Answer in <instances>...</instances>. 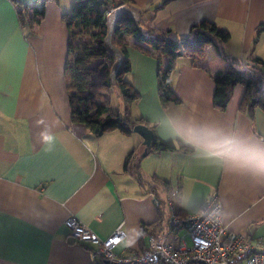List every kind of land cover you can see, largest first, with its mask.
<instances>
[{
    "label": "crops",
    "instance_id": "1",
    "mask_svg": "<svg viewBox=\"0 0 264 264\" xmlns=\"http://www.w3.org/2000/svg\"><path fill=\"white\" fill-rule=\"evenodd\" d=\"M23 1L0 0V264L98 261L95 246L71 237L64 224L71 214L101 238L122 224L126 237L115 248L120 255L148 247L151 236L177 243L179 230L169 225L171 214H194L213 193L222 204L226 229L248 236L264 250V182L217 160L226 134L264 141V107L256 104L252 115L240 110L245 88L237 84L226 108L216 109L210 78L212 72L229 69L264 72L253 62L264 61V0L129 4L140 12L143 32L169 31L172 46L182 51L169 75L180 99L174 102L164 97L158 76L170 60L171 45L155 47L151 39L115 35L129 61L124 86L146 102L136 106L134 118L154 127L161 139L179 138L194 146L191 152L147 150L138 133L115 120L100 136L72 123L69 97L74 92L67 88L69 34L63 16L74 0ZM43 3L36 22L32 6ZM199 23H214L227 39L187 41ZM157 180L168 182L179 210ZM158 220L162 225L139 239L140 225Z\"/></svg>",
    "mask_w": 264,
    "mask_h": 264
},
{
    "label": "trees",
    "instance_id": "2",
    "mask_svg": "<svg viewBox=\"0 0 264 264\" xmlns=\"http://www.w3.org/2000/svg\"><path fill=\"white\" fill-rule=\"evenodd\" d=\"M166 1V0H164ZM112 0H74L70 12L63 16V21L68 29V57L66 61V67L73 71L74 77H78L80 83L70 82L67 83L68 90H73L74 93L69 97V107L71 112L72 123L81 124L85 128L94 134L100 136L108 127L112 121L118 122V124L131 131L133 127L138 123H143L139 118H133L131 116V100L137 97L136 92L131 88L125 87V81L121 78L118 79V90L128 103H125V112L122 115L115 116L110 105L103 99V93L101 91H93L88 87V82L85 78V68L89 63L91 46L88 43L79 44L75 40L88 36L93 39L94 43L100 48L103 47V38L106 34L105 25V11L110 9L114 4ZM132 3V0H118V4ZM43 4L33 5L31 19L38 22L43 15ZM121 27V28H120ZM119 34L133 35L137 39H151L155 47H160L165 44H169V57L168 63L160 67L158 76L160 77L161 90L164 93L166 100H172L174 102L180 101L178 96L173 92V89L169 85V75L172 70L174 60L182 55L181 50H177L173 44L172 38L169 36V31L148 32L146 34L142 31L139 22H134L132 19H126L118 26ZM153 33V34H151ZM228 34L220 30L214 23H199L193 25L187 41L196 40H221L225 41ZM114 41L117 46L125 53L126 50L123 44L117 40ZM90 46V47H89ZM106 53V52H105ZM127 56V55H126ZM91 58V57H90ZM254 63H260L261 68L264 69V61L261 58H254ZM112 63V57L106 53V61L102 64L101 71L108 77L109 69ZM69 64V65H68ZM129 69V61L126 59L124 71ZM210 78L214 83V90L212 96L213 106L218 110H224L233 92V88L237 84H241L245 88V92L242 100L240 101L238 108L252 115L253 108L256 104H261L264 107V72L260 74H247L241 70L229 69L227 71H215L210 73ZM94 82L102 84L106 87H110L108 78L96 79L92 74L90 76ZM68 82V81H67ZM154 135L151 144L147 147V150L152 151H173L181 150L183 152H191L194 150V146L186 144L181 139L176 140H164L158 137L155 133L154 127L152 128ZM132 153H129L125 161V169H128L131 160ZM158 184L162 185L168 194L169 199L174 203L176 210H179L178 201L172 196L169 190V184L163 180H157ZM160 220L153 224L142 223L139 230V239L143 240L144 236L148 235L155 227L161 226Z\"/></svg>",
    "mask_w": 264,
    "mask_h": 264
},
{
    "label": "built area",
    "instance_id": "3",
    "mask_svg": "<svg viewBox=\"0 0 264 264\" xmlns=\"http://www.w3.org/2000/svg\"><path fill=\"white\" fill-rule=\"evenodd\" d=\"M175 194L173 192L172 196ZM169 203L171 205L172 201ZM220 213H223L222 204L213 193L204 199L196 213L185 218L171 214L169 218V225L175 230L185 228L190 245L185 238L177 237L175 243L151 236L148 247L130 255L115 252L126 237L122 224L105 238L98 236L75 215L67 216L64 224L75 241L95 246L93 253L100 259L90 264H264V250L257 249L248 236L228 231Z\"/></svg>",
    "mask_w": 264,
    "mask_h": 264
},
{
    "label": "rangeland",
    "instance_id": "4",
    "mask_svg": "<svg viewBox=\"0 0 264 264\" xmlns=\"http://www.w3.org/2000/svg\"><path fill=\"white\" fill-rule=\"evenodd\" d=\"M33 1L34 0H24L22 3L23 4H27V5H32L34 3ZM40 1L47 2L48 0H40ZM125 4H128V3H125ZM115 6H117V4H114L110 8V10L112 8H114ZM141 20H142V18H140L139 21H141ZM25 29H26L27 32H29L30 31V26H26ZM119 31L120 30H118V32ZM87 34H88V36H84L83 38L81 37L78 40L76 39L75 42L78 41L79 44H82V45H83V43L84 44L88 43V45L91 46V49H90L91 50L90 51V57L91 58L89 57L90 61H89V63L87 64V66L85 68V75H84L86 80H87V82H88V87L91 88L93 91H96V92L101 90V92L103 93V96H104L103 99L110 105L112 113L115 116L122 115L125 112V103L127 104L128 100H126L124 95H122L120 93V91L118 90V86L117 87H113V86L106 87V86H104L102 84H99V83H96L92 79H90L91 74L96 79L100 78V79L104 80V79H107L108 77H107V75L105 73H103L101 71V69H103L102 68V64L105 63V61H103V60L106 58V53H105L106 51L104 49L100 48L99 46L97 47V45L94 43L93 39L89 37L90 33H87ZM99 67H100V70H99ZM126 72L127 71H125V73H123L122 76L120 77L123 81H127V79L130 78L129 77L130 75L127 74ZM134 74H136V73H134ZM67 81H68L67 83H70V82H75V83H78V84L80 83L79 78L78 77H74L73 71L70 70L69 67H68V78H67ZM118 85H119V81H118ZM122 85L124 86V84H122ZM70 91H72V90H70ZM145 103H146L145 101H140V96H137L134 100H131L130 110L133 113L131 115L133 118L138 113L136 106L140 105V106L143 107V106H145ZM163 208H164V217L167 218L168 215H169L168 206L164 205ZM164 223H166V220H165ZM174 235H178V237L181 238V239L185 238L187 244L190 245L189 237L188 236L185 237V235H186L185 228L179 229V231L176 232Z\"/></svg>",
    "mask_w": 264,
    "mask_h": 264
},
{
    "label": "water",
    "instance_id": "5",
    "mask_svg": "<svg viewBox=\"0 0 264 264\" xmlns=\"http://www.w3.org/2000/svg\"><path fill=\"white\" fill-rule=\"evenodd\" d=\"M140 18V12L125 3L118 4L105 16L106 34L103 38V47L106 53L112 57L108 81L113 87L118 86V79L124 73L126 63L125 53L114 41V37L119 30L118 26L121 22H124L125 19H132L134 22H138ZM132 130L142 137L143 144L146 147L151 144L154 132L148 125L138 123ZM146 151L144 153H146Z\"/></svg>",
    "mask_w": 264,
    "mask_h": 264
},
{
    "label": "clouds",
    "instance_id": "6",
    "mask_svg": "<svg viewBox=\"0 0 264 264\" xmlns=\"http://www.w3.org/2000/svg\"><path fill=\"white\" fill-rule=\"evenodd\" d=\"M221 157H217L221 165H231L230 170L248 175L257 183L264 182V141L237 133L226 134Z\"/></svg>",
    "mask_w": 264,
    "mask_h": 264
}]
</instances>
